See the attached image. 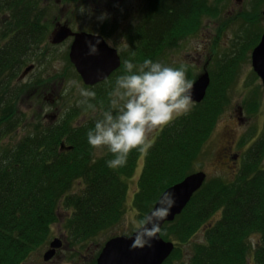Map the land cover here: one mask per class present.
I'll return each instance as SVG.
<instances>
[{"label":"trees","instance_id":"16d2710c","mask_svg":"<svg viewBox=\"0 0 264 264\" xmlns=\"http://www.w3.org/2000/svg\"><path fill=\"white\" fill-rule=\"evenodd\" d=\"M42 2L0 0V264H24L48 242L64 209L70 215L66 222L70 232L91 236L112 230L126 214V180L134 177L144 154L133 150L126 165L117 169L107 166L113 158L109 152L95 159L87 132L99 117L72 126L83 106L59 123L33 129L13 146L3 143L23 117L16 103L25 89L14 86L15 81L51 32L50 10ZM146 4L123 53L124 61L137 67L146 59L162 61L166 53L198 34L204 20L219 16L218 7L209 0H147ZM238 64L232 57L222 61L212 73L205 100L168 125L148 150L133 202L142 218L167 188L191 175L230 103L228 89L236 81ZM122 73L126 74L124 65L114 77ZM114 88L98 92L91 105H112ZM63 142L74 149L61 153ZM263 156L261 140L242 162L238 178L204 184L183 214L165 225L172 226L171 233L163 227L162 237L187 243L213 219L204 229V241L193 247L192 264H264ZM247 167L255 172L248 173ZM76 183L83 184L80 193L72 192ZM175 248L165 264L181 256V249Z\"/></svg>","mask_w":264,"mask_h":264},{"label":"rangeland","instance_id":"374dc122","mask_svg":"<svg viewBox=\"0 0 264 264\" xmlns=\"http://www.w3.org/2000/svg\"><path fill=\"white\" fill-rule=\"evenodd\" d=\"M43 1L45 5L52 6L47 18L51 20L52 28H55L56 24L61 26L68 23L75 33L101 35L110 46L118 49L120 54L127 49L129 36L141 21L142 13L147 6V0ZM209 1L218 7L219 16L204 20L198 34L182 42L175 51L166 53L161 61L163 65L172 68L184 65L187 69L186 79L193 83L205 69L212 74L219 64L229 57L239 61L236 81L228 92L230 103L222 112L211 139L204 145L193 164L192 173L206 172L208 184L219 178L226 180L238 178L242 173V162L264 132V86L255 73L251 60L253 49L264 34V0H242L240 3L237 0ZM52 28L51 31L54 30ZM50 34L51 32L47 37L48 41L42 45L41 52L32 60L36 66L35 70L24 81L19 82L18 79L15 81L14 86L19 84L25 89L16 103L17 109L23 114V121L15 132L3 139L4 144L13 146L25 139L33 129L48 126L51 123L47 119L49 115L57 116L58 119L54 123L56 124L65 119L68 112L83 106V112L79 110V115L74 118L72 126H75L97 117L101 119L105 111H112L115 115L116 109L123 104V101L118 105L111 102V107L93 105V108H89L96 94L106 89L101 85L94 88L87 86L68 59L72 40L62 46H53L48 39ZM25 67L26 65L22 70ZM117 78L113 81L114 87ZM83 92H92L95 95L87 97L82 94ZM195 107L193 104L190 111L196 109ZM239 117L243 121L239 122L237 120ZM162 129L150 134L151 145L157 141ZM228 143H232L230 152L238 154L240 159L230 165L220 164L219 158ZM107 153L106 150H94V157L97 160L102 159ZM146 154L140 157L134 177L126 180L130 190L126 214L121 222L112 226V230L102 232L96 239L75 243L72 242L70 228L66 223L70 215L67 210H61L48 242L24 264H96V259L109 240L133 234L138 227V221L142 219L141 214L134 209L133 202L138 192V180L145 166ZM262 159L260 167L264 168V156ZM82 188V183H76L72 192L80 193ZM212 220L206 221L187 243H180L173 236L167 239L174 242L182 251L179 259H174L171 264H192L190 257L193 247L204 241V228ZM165 228L166 233L169 231L170 234L172 226L167 225ZM56 238L65 240L64 247L56 253L57 256L52 262L45 263L44 254L49 251L51 242ZM256 240L257 238H252L253 242Z\"/></svg>","mask_w":264,"mask_h":264},{"label":"clouds","instance_id":"9594fccd","mask_svg":"<svg viewBox=\"0 0 264 264\" xmlns=\"http://www.w3.org/2000/svg\"><path fill=\"white\" fill-rule=\"evenodd\" d=\"M83 11V9H81ZM89 54L97 47L88 43ZM125 75L117 78L116 88L110 93L115 97L113 105L123 101L122 106L102 113L94 128L88 130L87 141L96 151H107L113 158L106 161L111 169L126 165L133 150L147 153L151 148L149 136L154 131L168 126L175 118L186 115L192 105L193 82L186 79V67L172 68L160 62L144 60L143 64L123 62ZM92 97V92H83ZM94 106L89 104V108ZM174 200L163 193L156 207L138 221L133 238V248L151 246V241L161 232V222L169 215Z\"/></svg>","mask_w":264,"mask_h":264},{"label":"water","instance_id":"95a60500","mask_svg":"<svg viewBox=\"0 0 264 264\" xmlns=\"http://www.w3.org/2000/svg\"><path fill=\"white\" fill-rule=\"evenodd\" d=\"M242 0H239L241 2ZM51 40L54 44H62L68 38H75L71 48L70 59L82 76L87 85H95L108 78L122 64L118 51L108 47L103 37H97L85 32L75 33L67 25H58ZM97 47L95 54H89L88 43ZM253 68L262 80L264 86V36L260 44L255 48L252 55ZM33 67L26 70L23 77L28 74ZM211 84L210 74L205 72L191 89L192 101L201 103L207 96ZM72 148L62 145L61 150ZM207 175L205 172H197L188 175L182 182L168 188L164 193L171 194L174 204L169 215L161 222V230L167 222H173L177 216L183 214L186 206L189 205L195 195L205 184ZM160 198V197H159ZM157 205V203H156ZM155 205V207H156ZM153 207V209L155 208ZM133 236H120L110 240L101 253L97 264H164L175 250V244L164 240L161 232L157 238L151 241V246L144 248H133ZM62 247V241L55 239L51 243V249L44 254L46 262L51 261L57 249Z\"/></svg>","mask_w":264,"mask_h":264},{"label":"flooded vegetation","instance_id":"af4514ba","mask_svg":"<svg viewBox=\"0 0 264 264\" xmlns=\"http://www.w3.org/2000/svg\"><path fill=\"white\" fill-rule=\"evenodd\" d=\"M59 2H62V0H59ZM49 9V8H48ZM49 10H51V8L49 9ZM263 36H264V34H263ZM263 36L260 38V41H259V43L262 41V38H263ZM258 43V44H259ZM237 120L239 121V122H241V121H243V119L242 118H237ZM261 140H264V132H263V134L262 135H260V137L258 138V140L257 141H255L256 143L254 144V147L255 146H257V143L259 142V141H261ZM232 146V143H228L227 144V147H224V150H223V152L221 153V156H220V160H219V163L220 164H224V165H230L232 162H237V161H239V155L238 154H235V153H231L230 152V148H232L231 147ZM253 147V148H254ZM252 148V149H253ZM252 149L250 150V151H252ZM229 168V167H228ZM227 169V168H226ZM264 169V168H263ZM71 234V239H72V242H75V243H79V242H85V241H89V240H92V239H96L97 237H99L101 234H102V232H100L99 234H97V236H95L96 234H92L91 236H87V235H85V234H78V233H74V232H71L70 233ZM99 235V236H98ZM56 239H60L61 241H62V247L61 248H59L58 250H57V252L56 253H58V251H60V250H62V248L64 247V244H65V240H63L62 238H56ZM113 239V238H112ZM55 240V239H54ZM110 241V240H109ZM108 241V242H109ZM107 242V243H108ZM106 243V244H107ZM105 244V245H106ZM51 245V244H50ZM105 247V246H104ZM104 249V248H103ZM103 249L101 250V252H100V254H99V257H100V255H101V253L103 252ZM55 253V254H56ZM57 256V254L54 256V258ZM99 257L96 259V264H97V260L99 259ZM54 260V259H53Z\"/></svg>","mask_w":264,"mask_h":264},{"label":"bare ground","instance_id":"6f19581e","mask_svg":"<svg viewBox=\"0 0 264 264\" xmlns=\"http://www.w3.org/2000/svg\"><path fill=\"white\" fill-rule=\"evenodd\" d=\"M115 80V77H113V76H109L108 78H106L105 80H103V81H101L100 82V85L102 86V87H104V89H108V88H113L114 87V81ZM234 84V83H233ZM233 84L231 85V86H229V91L231 90V88H232V86H233ZM116 88V87H115ZM115 88H114V90H115ZM228 91V92H229ZM205 100V99H204ZM203 100V101H204ZM202 101V102H203ZM201 102V103H202ZM200 103V104H201ZM166 129V127H164L161 131H160V134L159 135H161L163 132H164V130ZM216 129V128H215ZM158 135V136H159ZM62 145H65L66 146V148L67 147H70V148H72V149H70V150H67L68 152H70L71 150H73L74 149V147L73 146H68L67 145V143L66 142H63L62 144H61V148H62ZM60 148V149H61ZM64 151H66V150H64ZM140 160V159H139ZM139 160L137 161V164L139 163ZM249 170V172L248 173H252V172H255V169L253 168V167H247V171ZM130 190V189H129ZM54 226V225H53ZM53 228V227H52Z\"/></svg>","mask_w":264,"mask_h":264}]
</instances>
